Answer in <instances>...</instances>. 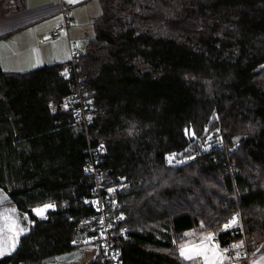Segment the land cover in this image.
Returning a JSON list of instances; mask_svg holds the SVG:
<instances>
[{
    "label": "trees",
    "instance_id": "1",
    "mask_svg": "<svg viewBox=\"0 0 264 264\" xmlns=\"http://www.w3.org/2000/svg\"><path fill=\"white\" fill-rule=\"evenodd\" d=\"M98 1L76 57L90 125L61 105L72 90L62 62L0 68V188L31 221L0 264H43L84 240L93 210L82 199L94 191L84 165L99 144L111 184L125 183L107 191L129 227L113 236L121 264H194L180 255L185 232L228 245L240 237L224 229L237 206L255 245L229 254L248 264L264 252V0ZM47 201L55 207L37 216Z\"/></svg>",
    "mask_w": 264,
    "mask_h": 264
},
{
    "label": "crops",
    "instance_id": "2",
    "mask_svg": "<svg viewBox=\"0 0 264 264\" xmlns=\"http://www.w3.org/2000/svg\"><path fill=\"white\" fill-rule=\"evenodd\" d=\"M5 2V0H0V68L8 71H27L46 63H63L71 55L70 39H75L79 47L81 45L84 26L80 20L83 9L93 11V15L99 13L97 11L100 10L98 0H11L10 5ZM63 3L72 4L74 23L69 31L61 36H55L53 35L54 29L63 21L61 13ZM76 7H80L81 10L77 12ZM64 34L68 36V44L62 40ZM1 190L3 189L0 188V198L4 209L17 210L20 226L25 231L19 234L15 248L10 251L5 250L0 257L16 249L20 237L29 230L31 223L28 216L25 219V214L18 209L15 203L11 202L7 193ZM3 195L7 196V201L2 199ZM51 209H47L44 216ZM224 229H226L225 226ZM208 233L211 232L188 230L185 232V240L180 245L197 244L201 240H210L214 243L213 238L216 235L209 238ZM223 255L225 256L223 264H240L233 259L234 255L227 252ZM262 257H264V252L255 250L248 264H264ZM190 260L194 264H204L203 257L194 256Z\"/></svg>",
    "mask_w": 264,
    "mask_h": 264
},
{
    "label": "built area",
    "instance_id": "3",
    "mask_svg": "<svg viewBox=\"0 0 264 264\" xmlns=\"http://www.w3.org/2000/svg\"><path fill=\"white\" fill-rule=\"evenodd\" d=\"M8 5L11 4V0H5ZM61 13L63 17L62 23L53 31V35L60 36L63 32L69 31V28L74 23L73 18V6L70 3H63L61 7ZM70 58L62 63L61 69L64 75L70 80L71 92L65 96L61 102L63 107H68L74 110L77 123L83 124L85 127L93 122L95 111L93 108L92 93L87 84V77L81 72L80 66L77 65L76 57L80 54V49L77 48V41L70 39ZM67 69V72H65ZM67 105V106H65ZM53 111L57 108L56 104H51ZM101 145L103 147H101ZM91 157L84 165L86 173H88L94 181V191L91 196L83 197V203L91 207L93 210L92 215L83 223L88 226L84 233V240L81 241L85 251L92 250L91 260L87 264H91L92 261L99 255L104 256L106 264H121L122 257L120 249L115 245L113 240L114 232L118 231L125 238H128L129 227L125 224V214L119 211L120 204L114 201L107 193L109 189L119 188L122 189L125 183L111 184L108 179L107 172L102 167L103 158L102 154L105 151V145L99 144L96 147L90 146ZM223 154L230 153L229 148H223ZM197 157V153L193 155ZM234 164L229 165V170L233 171ZM42 204H51L55 207L54 201H47ZM40 204V205H42ZM52 207V209L54 208ZM51 209V208H49ZM236 216L235 223H230L232 218ZM229 224L226 228L231 235H240L234 242L223 245L219 236H214L213 241L216 245H219V249H227V253L240 252V256H248L251 247L255 245L252 239H247L244 231V222L241 209L239 206L235 207L232 213L227 217L224 226ZM243 241L241 247H234L239 242ZM78 261L72 263L76 264Z\"/></svg>",
    "mask_w": 264,
    "mask_h": 264
},
{
    "label": "snow or ice",
    "instance_id": "4",
    "mask_svg": "<svg viewBox=\"0 0 264 264\" xmlns=\"http://www.w3.org/2000/svg\"><path fill=\"white\" fill-rule=\"evenodd\" d=\"M65 72H67V69H65ZM193 135H195V133H193ZM101 147L103 146L101 145ZM169 162H171V158ZM109 191H114V189H109ZM2 199L7 201L8 198L6 195H3ZM52 207H54V205L42 204L33 208L32 211H34L37 216H44L46 210ZM16 213V209H4L3 211H0V255H2L5 250L10 251L14 249L19 234L25 231V229L20 226L19 217ZM24 218L27 219L26 214ZM236 220L237 217L234 216L230 223H235ZM225 227H229V224H226ZM207 236L211 238L214 234L208 233ZM242 244L243 241L234 245V247H241ZM227 251V249L220 250L219 245L211 243L210 240H201L197 244L180 245L181 256L189 260L194 256L203 257L204 264H223L225 259L223 253ZM240 255V252L236 253L237 257ZM262 259H264V257H262Z\"/></svg>",
    "mask_w": 264,
    "mask_h": 264
},
{
    "label": "rangeland",
    "instance_id": "5",
    "mask_svg": "<svg viewBox=\"0 0 264 264\" xmlns=\"http://www.w3.org/2000/svg\"><path fill=\"white\" fill-rule=\"evenodd\" d=\"M85 8V7H84ZM76 9H77V12H79L80 10H81V8L79 7V8H77L76 7ZM92 12L93 11H91V10H85V9H83V12H82V14H81V20H80V22H83L82 23V25L84 26V30H83V35H82V37H81V45H80V47H81V49L82 50H84L85 49V47H86V44H87V42H88V40L93 36V25H92V18L96 15V14H98V13H95L94 15L92 14ZM97 12H100V10H98ZM75 13V12H74ZM78 23H79V19H78ZM62 40H64V41H66L67 42V44H68V36H67V34H64L63 36H62ZM80 40V39H79ZM65 47H67V45L65 44ZM66 61V60H65ZM212 140H210L207 144H206V146L207 145H209V144H212ZM229 149H230V152H232V151H234V149H232V148H230L229 147ZM197 155H198V153H197ZM1 191H4V190H1ZM5 192V191H4ZM6 193V192H5ZM8 195V194H7ZM3 206V203H2V201H1V198H0V211H3L4 210V206ZM86 253V252H85ZM84 253V254H85ZM90 253L91 252H88L87 254H86V256L85 257H88V256H90Z\"/></svg>",
    "mask_w": 264,
    "mask_h": 264
},
{
    "label": "water",
    "instance_id": "6",
    "mask_svg": "<svg viewBox=\"0 0 264 264\" xmlns=\"http://www.w3.org/2000/svg\"><path fill=\"white\" fill-rule=\"evenodd\" d=\"M243 135L233 137L232 141L236 144L239 140L243 139ZM82 242L77 243V248L72 249L71 251L61 253L59 255H52L43 260V264H52V263H64V264H72L76 261L82 259L85 251V247H83Z\"/></svg>",
    "mask_w": 264,
    "mask_h": 264
},
{
    "label": "bare ground",
    "instance_id": "7",
    "mask_svg": "<svg viewBox=\"0 0 264 264\" xmlns=\"http://www.w3.org/2000/svg\"><path fill=\"white\" fill-rule=\"evenodd\" d=\"M88 252H91V253H90V256L85 257L86 254H87ZM91 257H92V250L89 249V250L86 251V253L83 255L82 259L79 260L76 264H87V263L91 260Z\"/></svg>",
    "mask_w": 264,
    "mask_h": 264
}]
</instances>
